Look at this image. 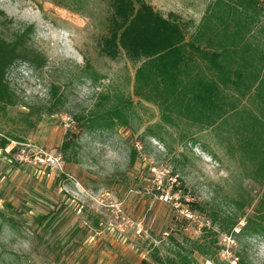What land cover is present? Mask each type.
<instances>
[{
  "label": "rangeland",
  "instance_id": "1",
  "mask_svg": "<svg viewBox=\"0 0 264 264\" xmlns=\"http://www.w3.org/2000/svg\"><path fill=\"white\" fill-rule=\"evenodd\" d=\"M141 1L188 41L217 0ZM258 1L246 41L264 51ZM111 14L110 0H0V38L32 26L25 47L41 64L7 76L18 103L0 115V264H253L248 238L264 233L244 226L264 182L228 150L230 126L166 123L134 96L143 59L101 52ZM50 86L62 104L37 112L56 103ZM108 108L115 126L91 128Z\"/></svg>",
  "mask_w": 264,
  "mask_h": 264
},
{
  "label": "trees",
  "instance_id": "2",
  "mask_svg": "<svg viewBox=\"0 0 264 264\" xmlns=\"http://www.w3.org/2000/svg\"><path fill=\"white\" fill-rule=\"evenodd\" d=\"M259 4L258 0H238L233 7L217 0L209 8L205 25L187 41L178 19L163 18L141 0H110L112 14L101 52L114 57L123 51L132 60L143 59L135 71L133 93L158 106L163 122L185 120L197 127H215V131L230 126L227 132L236 141L233 144L227 138L228 150L237 149L241 164H252L263 183L264 51L246 41L258 23ZM32 33L29 26L12 42L0 38V115L18 103L7 82L10 70L16 64L41 69L38 56L25 47ZM50 88L56 103L52 108H34L37 112L52 114L62 104L56 88ZM247 101L255 105L254 110ZM27 117L23 123L30 125ZM119 117L117 109L108 108L90 117V127L110 129ZM10 139L23 143L20 138ZM255 214L258 220H248L244 227L259 225L264 233V192Z\"/></svg>",
  "mask_w": 264,
  "mask_h": 264
},
{
  "label": "clouds",
  "instance_id": "3",
  "mask_svg": "<svg viewBox=\"0 0 264 264\" xmlns=\"http://www.w3.org/2000/svg\"><path fill=\"white\" fill-rule=\"evenodd\" d=\"M248 243L252 245L255 253L253 264H264V236L249 237Z\"/></svg>",
  "mask_w": 264,
  "mask_h": 264
}]
</instances>
